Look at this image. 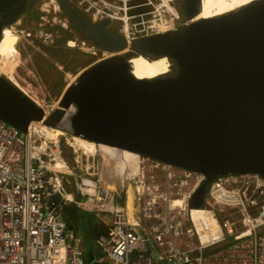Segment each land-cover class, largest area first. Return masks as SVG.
<instances>
[{"label":"built area","instance_id":"built-area-1","mask_svg":"<svg viewBox=\"0 0 264 264\" xmlns=\"http://www.w3.org/2000/svg\"><path fill=\"white\" fill-rule=\"evenodd\" d=\"M69 1L128 41L185 22L181 0ZM39 10L60 11L56 0H40ZM39 18L36 35L50 41ZM60 25L69 28L66 19ZM83 45L96 59L111 54ZM59 130L33 121L20 131L0 120V264H264V177H217L194 207L202 174L138 154L120 174L114 160ZM71 208L93 218V241L68 223Z\"/></svg>","mask_w":264,"mask_h":264},{"label":"water","instance_id":"water-1","mask_svg":"<svg viewBox=\"0 0 264 264\" xmlns=\"http://www.w3.org/2000/svg\"><path fill=\"white\" fill-rule=\"evenodd\" d=\"M37 1L0 0V41ZM56 2L84 39L111 54L79 71L48 110L0 74V120L20 131L33 121L61 128L72 105L80 131L68 133L202 174L194 207L217 177H264V0L201 18V0H181L182 25L130 41L69 0ZM138 54L174 56L175 69L138 78L130 63Z\"/></svg>","mask_w":264,"mask_h":264},{"label":"rangeland","instance_id":"rangeland-1","mask_svg":"<svg viewBox=\"0 0 264 264\" xmlns=\"http://www.w3.org/2000/svg\"><path fill=\"white\" fill-rule=\"evenodd\" d=\"M39 2L40 0L25 12L12 25V29L8 28L7 32L13 33L10 36L13 51L0 65V74L8 75L33 100L48 110L57 103L70 80L96 57L89 49L79 48L83 44L85 47H91L92 43L78 34L62 10L58 8L60 11L55 13L52 10L42 12L39 10ZM42 14H45L46 19L45 26L42 27L50 28L53 33L50 41H44L36 35L43 25V20L39 18ZM52 17L55 22L50 21ZM64 19L68 21V29H62L60 25ZM68 40H73L75 45L68 46ZM71 210H75L77 218V223H74L76 234L86 239V235L91 232V225L94 224L93 218L80 209ZM65 215L68 219L67 212ZM226 245H228L226 242L219 243L206 248L205 251L216 250Z\"/></svg>","mask_w":264,"mask_h":264},{"label":"bare ground","instance_id":"bare-ground-1","mask_svg":"<svg viewBox=\"0 0 264 264\" xmlns=\"http://www.w3.org/2000/svg\"><path fill=\"white\" fill-rule=\"evenodd\" d=\"M250 1L251 0H201L200 12L196 18L211 17V16L219 15V14L228 12L230 10H234L235 8L243 4H246L247 2H250ZM56 8L61 9L60 5L57 2H56ZM8 28L12 29V26L4 28L3 37L0 41V65L8 59V57L12 54V51H13V43L10 40V36H12L13 33L7 32ZM130 63H131V69H132L133 74L137 76L138 78H151L159 74H166L168 72H172L175 69L174 56L170 57L167 54H160V55L156 54V55H149V56L138 54L131 58ZM76 76L74 78H76ZM6 77L9 78L31 100H33L8 75ZM74 78H72L70 82L73 81ZM33 101L39 106H42L37 101L35 100ZM57 104H58V101L54 106H57ZM79 125H80V121H79L78 114L75 108L71 105L69 108L65 109V113L60 120V123H59V126L61 127L60 130H64L65 128H67L72 131L78 132L80 131ZM55 134H58V133L57 132H55L54 134L51 133V135L53 136ZM72 135H74V138L76 140H79L80 143L85 148L99 153L103 161L107 159L114 160L118 168V173L120 174L122 172H124L122 174L126 173L127 162L137 155L129 150H120L116 147H112L106 144L96 143L91 140L84 139L75 134H72ZM124 196L128 204L130 205L133 202L130 187H127L124 190Z\"/></svg>","mask_w":264,"mask_h":264},{"label":"crops","instance_id":"crops-1","mask_svg":"<svg viewBox=\"0 0 264 264\" xmlns=\"http://www.w3.org/2000/svg\"><path fill=\"white\" fill-rule=\"evenodd\" d=\"M69 212L71 213L70 216L68 217L67 221L69 222L70 225L74 226V223H77V218L75 216V210H69ZM95 226H93V224L91 225V232H89V234L86 235V239L90 242L94 240V228ZM75 228V227H74Z\"/></svg>","mask_w":264,"mask_h":264},{"label":"flooded vegetation","instance_id":"flooded-vegetation-1","mask_svg":"<svg viewBox=\"0 0 264 264\" xmlns=\"http://www.w3.org/2000/svg\"><path fill=\"white\" fill-rule=\"evenodd\" d=\"M60 10H61V9H60ZM74 29H75V28H74ZM75 30H76V29H75ZM76 31H77V30H76ZM77 32H78V31H77ZM78 34L81 35L79 32H78ZM55 41H56V39H55Z\"/></svg>","mask_w":264,"mask_h":264},{"label":"trees","instance_id":"trees-1","mask_svg":"<svg viewBox=\"0 0 264 264\" xmlns=\"http://www.w3.org/2000/svg\"><path fill=\"white\" fill-rule=\"evenodd\" d=\"M73 28H75L74 26H73ZM58 40H56V42H57ZM79 215V214H78ZM75 216H76V214H75Z\"/></svg>","mask_w":264,"mask_h":264}]
</instances>
